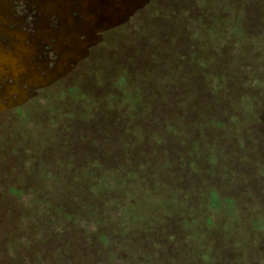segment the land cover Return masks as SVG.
<instances>
[{
    "label": "rangeland",
    "instance_id": "obj_1",
    "mask_svg": "<svg viewBox=\"0 0 264 264\" xmlns=\"http://www.w3.org/2000/svg\"><path fill=\"white\" fill-rule=\"evenodd\" d=\"M0 39V264H264V0H0Z\"/></svg>",
    "mask_w": 264,
    "mask_h": 264
},
{
    "label": "flooded vegetation",
    "instance_id": "obj_2",
    "mask_svg": "<svg viewBox=\"0 0 264 264\" xmlns=\"http://www.w3.org/2000/svg\"><path fill=\"white\" fill-rule=\"evenodd\" d=\"M20 6V5H19ZM23 6H25V5H23ZM25 9H26V11H30V10H32L33 8H30L29 7V4H27V6L25 7ZM24 11V8H22L21 10H20V12L22 13ZM10 23V20H9V22L7 23L8 24V26H7V28H9L10 27V29H12V25H10L9 24ZM15 26V25H14ZM15 28H17L16 26H15ZM32 39H33V37H32ZM0 41L2 42L3 40H1L0 39ZM35 41L34 40H31V43H30V45L28 46L29 47V49H32V51L34 52V53H32L31 55L30 54H26V59L27 58H29V59H27V61L29 62L30 61V64H31V66H32V71H34L35 72V69H34V67H40L41 66V64L43 63V58L44 59H47L46 58V56L42 53V51H41V53H40V51L38 50V47H39V45H34L33 46V43H34ZM34 49H37V50H34ZM50 49H52L51 47H50ZM47 50H49V49H47ZM47 55V54H46ZM1 75V74H0ZM2 79V78H1ZM7 108V107H6ZM4 108H1L0 107V113L1 112H3V111H5V110H3ZM17 111V114L20 116L21 115V111L20 110H16Z\"/></svg>",
    "mask_w": 264,
    "mask_h": 264
},
{
    "label": "trees",
    "instance_id": "obj_3",
    "mask_svg": "<svg viewBox=\"0 0 264 264\" xmlns=\"http://www.w3.org/2000/svg\"><path fill=\"white\" fill-rule=\"evenodd\" d=\"M23 118V117H22ZM11 193L13 194V195H17V196H19L20 195V192L16 189V188H13V189H11ZM21 196V195H20ZM213 201H214V206H216L217 204H218V202H219V198L217 197V195L215 194V193H213ZM231 202V201H230ZM128 215H129V217H132V219H134L133 221H135V217H134V211H129L128 213H127ZM133 221H132V223H133ZM129 226H131V224L130 223H128V226H127V228L129 227ZM127 228H124L123 229V231H125ZM101 241H102V243L104 244V245H106V243H109L110 242V240L108 239V237H105V236H101ZM126 239V238H125ZM120 246H122V244H120ZM119 246V247H120ZM30 250V249H29Z\"/></svg>",
    "mask_w": 264,
    "mask_h": 264
}]
</instances>
